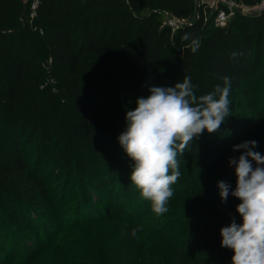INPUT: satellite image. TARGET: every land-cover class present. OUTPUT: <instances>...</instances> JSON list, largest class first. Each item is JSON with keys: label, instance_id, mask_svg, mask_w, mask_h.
I'll use <instances>...</instances> for the list:
<instances>
[{"label": "trees", "instance_id": "obj_1", "mask_svg": "<svg viewBox=\"0 0 264 264\" xmlns=\"http://www.w3.org/2000/svg\"><path fill=\"white\" fill-rule=\"evenodd\" d=\"M235 1L254 5L263 0ZM195 9L194 0H40L37 17L32 20L22 0H0V190L7 187L5 184L22 186L30 180L25 177L28 161L22 158L21 133H26L28 144L36 141L46 150L53 145L54 133L62 131L81 135L97 157L96 168L88 173L90 178L98 175L100 186L111 188L120 161L107 154L102 163L98 158L105 150L101 141L108 135L106 128L110 125L107 107L113 98H118V114L125 117L129 103L149 95V87H171L182 82L184 76L192 81L196 52L191 49V39L182 37L187 33L198 40L207 27L203 19L191 21ZM159 10L190 19L191 24L172 32L163 24ZM236 20L243 42L236 40L235 47L230 28L213 24L206 31L207 73L212 80L201 84L204 94L217 85L223 87L225 76L230 77L229 94L238 90L247 85L246 78L260 64L264 14L239 13ZM172 46L182 50L181 61L165 58ZM254 55L257 62L251 61ZM260 126L249 137L221 131L227 141L219 155L212 153L207 159L198 160L192 177L180 180L184 190L168 201L176 208L167 204L168 211L154 215L153 221L145 219L151 213L150 202H143L133 208L131 216L120 212L118 222L93 238L83 233L73 240L39 243L40 250L56 248L58 253H64L61 257L55 252L54 260L59 264H231L233 252L221 247L220 229L229 225L232 217L240 222L236 212L240 201L229 195L227 202L222 203L217 182H228L232 190L236 187L234 167L228 163L241 154L232 150L234 145L255 140L256 151L264 155V129ZM57 144L60 147L63 143ZM78 150L82 154L85 149ZM42 157H47V153ZM103 163L107 165L102 166ZM35 183L42 187L40 180ZM118 189L112 198L122 206L123 195L130 191L127 179ZM8 198L10 215L0 213L27 224L36 230V236L50 233L51 225L41 218L36 199ZM81 214H75L76 227L88 230L95 226V221L80 223ZM120 219L128 224L120 223ZM136 228L139 231L133 236ZM12 243L14 249L17 243ZM28 253H24L22 264H33L40 255Z\"/></svg>", "mask_w": 264, "mask_h": 264}, {"label": "rangeland", "instance_id": "obj_2", "mask_svg": "<svg viewBox=\"0 0 264 264\" xmlns=\"http://www.w3.org/2000/svg\"><path fill=\"white\" fill-rule=\"evenodd\" d=\"M195 4L196 9L191 17V21L203 19V25L207 26L205 29H202L198 37L200 46L196 51V65L192 77V83L196 95L200 96L204 95V92L201 89V84L208 79L212 80V77L210 78L207 73L208 66L205 50L207 49L206 46L208 39L206 31L215 25V11L207 9L203 12L202 9L198 8L196 2ZM258 4L260 3L250 6ZM239 13V10H237V15ZM263 14L264 13L261 15ZM237 15L233 17L227 26H225L232 30L231 43L234 47L236 40L240 42L242 41L241 36H239V23L236 20ZM256 41L257 34L254 32L253 42L256 43ZM261 47L260 64L254 69L253 73H251L252 75L250 78H246L247 85H242L238 90L229 94L230 115L226 118L223 123L224 125H221L220 130L213 134H210L205 130L189 143L182 155L178 154L177 160L181 175L177 182L172 185L173 196L177 192L184 190L185 186L182 185L180 180L185 177L188 179L192 177L194 166L198 160H205L211 156L212 153L219 155V150L224 148L227 141V136H223L221 131H224L226 135L249 137V135L254 133L261 124L264 129L263 43ZM221 49L222 51H226V48L223 47V45H221ZM172 52H174V54H172ZM165 58L167 60L172 58L181 61L183 59L182 50L177 46H172L169 52L166 53ZM257 59L258 57L256 58L254 55V57L251 58V61L257 62ZM50 75L52 74L50 73ZM181 77L182 75L180 78ZM49 78L51 79L52 76ZM120 104L121 102L120 100L118 101V98H113L112 103L107 107L110 115L108 118V123H110V125L108 124L106 128L108 135L102 139L103 141H101L103 142V148L105 150L102 152V155H99L98 157L101 163L105 161V159L102 158L106 154L108 158L116 157V159L120 161L119 166L115 169L116 179L111 188L106 185H102L101 187L98 175H94L90 178V174L88 173L91 169L96 168L97 164L94 160L97 157L93 155V149L89 145H86V142L81 139V135H68L69 132L64 133L63 131L54 133L55 137L53 145L46 150H43L41 144L36 143V141L32 144H28L26 133H21V136L24 137V143H19L21 145V150L23 151L22 158H27L28 161V166L25 169V177H29L30 180H27L26 183L23 182L22 186L12 185L11 183L3 185L7 187L0 190V211H4L6 214L10 215L9 207L11 201L8 198V195L23 200L24 198L32 197L36 199V205L41 209V218L51 225L50 227L52 229L46 236H36L33 233V231L36 230L26 226L27 224L25 225L22 222L17 223L15 219L9 218L7 215L4 216L0 213V259L2 260L0 264L9 263L10 261H12V263L16 262L22 264L23 262L21 261H24L25 257L24 253L27 252L31 254L39 252L40 255L36 257L33 264H59L54 260L55 252L57 253V256L61 257L64 256V253H58L56 248H49L41 251V243L46 245L68 239L73 240L76 236L79 237V235H83V233L88 234L90 238H93V236L97 235L99 232L104 231L105 229H110L114 224L113 222L118 220L120 212L129 213V216H131L133 215L132 210L134 207L141 205L143 202H150L143 199L139 190L131 183L130 173L133 162L126 155L118 142V136L124 131L126 126L125 117H120L118 114ZM135 107L136 98L129 103L126 112ZM1 123H3V121ZM218 133L219 135H222V138L217 136ZM209 139H211L212 144ZM57 141H62V146L59 147ZM101 142H97L98 145H100ZM214 144L215 146H213ZM78 148L85 149L84 153L80 154ZM45 153H47V157L44 158L42 156ZM106 165L107 164L105 163L102 164V166ZM126 179L130 186V191L127 195L122 192L124 194V202L121 206L120 204L118 205L115 203L116 201L112 198V193L117 192L120 183L124 180L126 181ZM36 180H40L42 187H39L35 183ZM188 185L190 184L188 183ZM168 205L171 206V208H176V204ZM148 208L151 213L147 214L145 219L153 221L157 214L152 211L151 202ZM77 211L82 213L78 220L80 223L95 221V226L88 230H82L79 227H76L74 222L78 219H76L77 216L75 217ZM1 215L3 217H1ZM107 217H111V220L106 222L103 221ZM119 221L120 223H127L124 220L122 221V219ZM103 224L106 226L105 228H101L100 225ZM13 241H16L17 243L14 249H12ZM75 247L77 246H73V248Z\"/></svg>", "mask_w": 264, "mask_h": 264}, {"label": "clouds", "instance_id": "obj_3", "mask_svg": "<svg viewBox=\"0 0 264 264\" xmlns=\"http://www.w3.org/2000/svg\"><path fill=\"white\" fill-rule=\"evenodd\" d=\"M191 39L196 52L199 41ZM223 87L217 85L207 94L197 96L191 78L184 76L174 86L149 87V95L136 99V107L126 112V126L118 142L133 162L130 180L143 199L151 202L157 215L168 211L166 205L173 196L172 185L181 172L177 156L205 130L215 133L230 115V77H223ZM258 142L246 140L233 146L239 157L228 163L234 167L236 187L218 181L222 203L229 195L240 203L236 212L240 217L220 229L221 247L233 252L231 264H264V155L256 151ZM139 228L132 230L135 236Z\"/></svg>", "mask_w": 264, "mask_h": 264}, {"label": "built area", "instance_id": "obj_4", "mask_svg": "<svg viewBox=\"0 0 264 264\" xmlns=\"http://www.w3.org/2000/svg\"><path fill=\"white\" fill-rule=\"evenodd\" d=\"M199 9L205 12L207 9L215 11V25L217 27H225L234 16L237 15V10L243 15L259 16L264 13V0L255 6L246 5L235 0H194ZM27 7L30 19L34 20L37 17L40 0H22ZM158 15L163 20V24L169 27L172 32H176L181 28L191 24L190 19L180 18L167 10H159Z\"/></svg>", "mask_w": 264, "mask_h": 264}]
</instances>
